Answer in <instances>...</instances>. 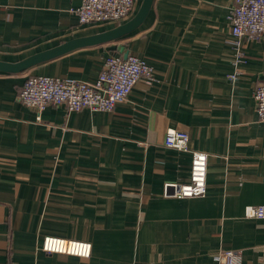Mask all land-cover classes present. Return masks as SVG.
<instances>
[{
	"label": "crops",
	"instance_id": "obj_1",
	"mask_svg": "<svg viewBox=\"0 0 264 264\" xmlns=\"http://www.w3.org/2000/svg\"><path fill=\"white\" fill-rule=\"evenodd\" d=\"M82 1L0 0V62L118 26L81 25ZM233 3L154 0L123 38L25 72L0 70V264H219L222 250L264 264V220L246 216L264 206V123L254 98L264 37L245 42L235 63ZM127 55L150 64L155 81H139L111 112L48 106L39 118L20 101L30 76L94 83L109 57ZM171 129L189 134V151L165 146ZM192 152L209 156L207 194L176 198L169 185L190 181ZM47 236L89 242L92 256L47 254Z\"/></svg>",
	"mask_w": 264,
	"mask_h": 264
},
{
	"label": "built area",
	"instance_id": "obj_2",
	"mask_svg": "<svg viewBox=\"0 0 264 264\" xmlns=\"http://www.w3.org/2000/svg\"><path fill=\"white\" fill-rule=\"evenodd\" d=\"M137 6V0H83L76 10L81 25H120L130 20ZM232 43L236 46V64L242 61L245 42L260 41L264 37V0H234L230 11ZM154 68L136 57L111 56L94 83L74 78L52 76H30L20 93V101L37 112L39 118L48 106L65 105L68 112L89 109L95 112H111L117 104L125 102L139 81L152 84L155 81ZM236 75H232L233 82ZM260 122L264 123V83L254 93ZM189 134L185 131L169 130L165 146L189 151ZM191 178L186 184L169 185L175 187L176 198H202L207 194V174L209 156L203 152H192ZM246 216L264 220V206L247 207ZM42 250L47 254H62L89 259L92 244L85 241L47 236ZM219 264H241V252L222 250L216 257Z\"/></svg>",
	"mask_w": 264,
	"mask_h": 264
},
{
	"label": "water",
	"instance_id": "obj_3",
	"mask_svg": "<svg viewBox=\"0 0 264 264\" xmlns=\"http://www.w3.org/2000/svg\"><path fill=\"white\" fill-rule=\"evenodd\" d=\"M153 3L154 0H144L139 11L132 19L116 26L115 28L96 35L73 39L55 48L30 56L29 58L18 63L0 62V70L15 73L25 72L35 66L55 59L74 49L102 44L123 38L143 24L151 11ZM127 57L128 55L125 58Z\"/></svg>",
	"mask_w": 264,
	"mask_h": 264
}]
</instances>
